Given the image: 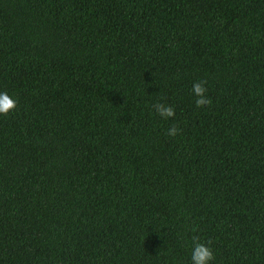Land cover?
Listing matches in <instances>:
<instances>
[{"label": "trees", "instance_id": "16d2710c", "mask_svg": "<svg viewBox=\"0 0 264 264\" xmlns=\"http://www.w3.org/2000/svg\"><path fill=\"white\" fill-rule=\"evenodd\" d=\"M0 92V264H264V0H0Z\"/></svg>", "mask_w": 264, "mask_h": 264}, {"label": "clouds", "instance_id": "9594fccd", "mask_svg": "<svg viewBox=\"0 0 264 264\" xmlns=\"http://www.w3.org/2000/svg\"><path fill=\"white\" fill-rule=\"evenodd\" d=\"M206 80H200L193 84V95L196 97L195 106L197 108L209 107L212 103L211 98L206 95L207 88ZM17 107L15 99L11 98L7 92H0V116H7L11 111H14ZM155 113L162 119H169L175 117V109L165 103H155L152 105ZM180 129L176 125H172L166 135L170 137H176ZM195 231V229H194ZM192 249H191V264H210L214 259L213 252L207 243H201L198 236L193 235L191 237Z\"/></svg>", "mask_w": 264, "mask_h": 264}]
</instances>
